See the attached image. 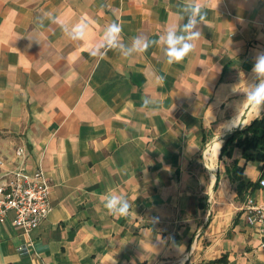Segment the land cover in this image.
<instances>
[{
  "label": "crops",
  "instance_id": "crops-1",
  "mask_svg": "<svg viewBox=\"0 0 264 264\" xmlns=\"http://www.w3.org/2000/svg\"><path fill=\"white\" fill-rule=\"evenodd\" d=\"M203 3L202 36L168 64L158 45L130 59L89 49L112 22L125 44L179 31L183 0H0V177L41 168L53 186L31 234L0 222V264H264L243 210L249 196L264 207L263 167L238 148L220 158L223 137L264 113L245 100L264 0ZM81 20L74 41L62 25ZM234 161L256 185L242 198ZM109 193L126 216L104 208Z\"/></svg>",
  "mask_w": 264,
  "mask_h": 264
},
{
  "label": "clouds",
  "instance_id": "clouds-1",
  "mask_svg": "<svg viewBox=\"0 0 264 264\" xmlns=\"http://www.w3.org/2000/svg\"><path fill=\"white\" fill-rule=\"evenodd\" d=\"M203 7V0H183L180 19L186 20V22L179 31L174 27L169 28L155 41L149 40L146 36L137 35L131 39L130 44H125L121 36L122 25L112 22L105 27L102 41L91 47L89 54L102 59L109 50H113L118 51L125 59H130L134 54L143 53L149 47L158 45L162 46L168 64L181 62L195 48L194 42L202 36L200 25L204 20ZM47 15L52 18L50 13ZM52 19L53 22H56L54 18ZM88 27V24L81 20L70 28L62 25V30L70 39L82 41L85 39ZM252 74L254 82L249 84L245 100L257 112L264 111V51L256 55ZM150 103V100H144L145 105ZM103 205L109 214L117 216H126L130 207L124 197L114 193L106 195Z\"/></svg>",
  "mask_w": 264,
  "mask_h": 264
},
{
  "label": "built area",
  "instance_id": "built-area-1",
  "mask_svg": "<svg viewBox=\"0 0 264 264\" xmlns=\"http://www.w3.org/2000/svg\"><path fill=\"white\" fill-rule=\"evenodd\" d=\"M22 150L19 151V154ZM264 187V179L260 181ZM52 183L45 172L39 168L30 172L24 168H15L0 177V222L13 215L14 226L24 234L35 231L48 217L51 211ZM246 220L250 226L257 227L264 237V207L249 196L243 206ZM30 241L19 249L20 253L31 251ZM264 247V243H263Z\"/></svg>",
  "mask_w": 264,
  "mask_h": 264
},
{
  "label": "trees",
  "instance_id": "trees-1",
  "mask_svg": "<svg viewBox=\"0 0 264 264\" xmlns=\"http://www.w3.org/2000/svg\"><path fill=\"white\" fill-rule=\"evenodd\" d=\"M235 148L242 151L246 162L260 163L264 171V113L242 129L234 130L233 134L224 142L220 158L225 155L231 157ZM243 171L244 169L239 167L236 161L227 169V173L236 183L237 195L240 198L243 197L246 188L256 187L255 184L243 180Z\"/></svg>",
  "mask_w": 264,
  "mask_h": 264
},
{
  "label": "water",
  "instance_id": "water-1",
  "mask_svg": "<svg viewBox=\"0 0 264 264\" xmlns=\"http://www.w3.org/2000/svg\"><path fill=\"white\" fill-rule=\"evenodd\" d=\"M234 132V131H233ZM233 132H230L229 134H227V135H225L224 137H223V141L225 142L232 134H233Z\"/></svg>",
  "mask_w": 264,
  "mask_h": 264
}]
</instances>
